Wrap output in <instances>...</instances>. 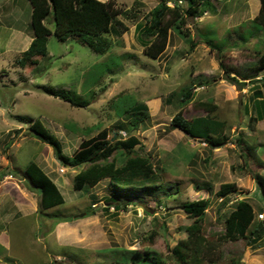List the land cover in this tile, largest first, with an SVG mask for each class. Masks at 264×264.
Here are the masks:
<instances>
[{
	"label": "rangeland",
	"instance_id": "1",
	"mask_svg": "<svg viewBox=\"0 0 264 264\" xmlns=\"http://www.w3.org/2000/svg\"><path fill=\"white\" fill-rule=\"evenodd\" d=\"M113 1L126 11L118 19L127 31L108 36L111 46L102 55L74 37L60 42L51 35L44 58L35 66L15 67L32 38L29 2L11 3V18L4 15L0 23V264H175L170 250L195 233L213 247L202 264H264V235L254 243L222 238L224 220L237 201L249 202L257 220L264 215V195L246 171L264 175V110L262 117L254 112V107H264V87L255 77L238 78L246 82L239 90L224 72L232 70V77L234 71H248L256 51L264 52V30L243 17L252 10L250 0L203 1L205 13L185 24L194 47L171 31L157 60L142 54L135 27L145 24L159 0ZM168 1L171 6L173 0ZM205 38L222 52L210 50ZM192 86L194 98L182 109L184 118L205 115L199 103L212 100L215 117L226 125L216 139L227 138L225 142L206 145L169 126L179 111L176 96ZM45 90L88 103L77 107ZM256 90L261 102L252 100ZM172 93L170 103L164 104ZM134 102L146 104L150 117L136 130L122 114ZM35 122L59 140L67 156L81 140L103 130L109 139L114 133L122 140L137 137L140 147L134 156L149 159L159 176L155 187L148 186L154 190L125 188L116 193L104 180L87 192L74 191L73 177L85 166L59 163L52 148L32 135L38 132ZM89 127L94 131L87 134L84 129ZM238 137L255 148L254 159L242 156L245 146L236 145ZM244 161L247 168L242 170ZM30 162L57 186L62 205L47 210L40 206L25 174ZM224 184H234L236 190L220 201L216 193ZM202 198L210 201L204 216L188 219L182 205ZM90 209L93 215L84 217ZM55 217L68 220L55 224Z\"/></svg>",
	"mask_w": 264,
	"mask_h": 264
},
{
	"label": "trees",
	"instance_id": "2",
	"mask_svg": "<svg viewBox=\"0 0 264 264\" xmlns=\"http://www.w3.org/2000/svg\"><path fill=\"white\" fill-rule=\"evenodd\" d=\"M27 1L31 7L28 27L32 31V39L28 48L16 57L14 61L15 67L35 66L40 58H44L47 55V38L51 35H54L60 42H66L69 38L74 37L86 45L92 53L102 55L108 52L111 46L108 36L119 37L127 31L125 24L118 19V16H126V11L118 8L113 0L106 2L100 0ZM182 1H184L185 5H182ZM203 1L208 4L207 0H173L172 5L168 6V0H159L158 4L148 13V19L145 24L135 27L137 40L142 46V54L149 59L157 60L167 48L171 31L188 41L189 46L193 48L194 43L189 39V31L185 28V24L188 18H199L205 13V6L202 5ZM259 1L260 9L258 15L251 21V24L264 30V0ZM50 25H52V28H49ZM240 39L243 42L247 41V39L242 37ZM203 42L210 50H216L217 53H221L223 50L208 38H205ZM256 54V60L247 67L248 71H234V75L231 77L230 72L232 70L223 67L226 79L239 90L246 82H240L238 78L248 80L264 70V52L256 51ZM259 82L264 87V77ZM193 89L194 86L186 88L179 92V97L176 96V107L179 108V111L172 117L169 126L172 129L180 130L190 138L200 139L206 145H217L225 142L227 139L225 135L223 137L226 139L221 141L216 139L218 134L224 132L226 125L225 122L219 121L215 117L217 106L213 105L211 101L207 100L199 103V107L204 111L205 115L190 120L184 118L182 109L193 101ZM45 92L77 107L88 103L86 101L73 102L60 91L45 90ZM260 95L261 92L256 90L252 100L254 102L258 101ZM172 96H174V93L170 94L163 103H170ZM118 99L120 98L118 97ZM259 102L261 101L259 100ZM258 103L256 104L257 106L260 105ZM115 104L117 105V102ZM116 105V110H119ZM127 107L122 114L129 118L130 126L134 130L138 129L144 120L150 118L145 104L134 102ZM262 110H264L263 106L261 108L254 107V111L260 117H262ZM252 120L255 121L257 119L252 118ZM34 125L35 128L38 127L39 132H37L35 138L52 148L53 155L59 163L71 168L85 166L73 177L72 189L74 191L87 192L104 180L108 181L110 187L116 193L124 191L125 188H128L127 190H154L148 186L156 184L159 176L150 164L149 159L134 156L135 148L137 146L140 147V141L137 137L129 136L122 140L116 137L117 134L114 133L115 137L113 136L109 139L107 133L103 130L94 137L81 140L73 154L67 156L63 153L61 143L55 136L42 132L43 129L39 122H35ZM84 131L89 134L94 130L93 127H89L84 129ZM235 142L238 146L241 144L245 146L243 157L253 158L251 150L254 147H249L240 137ZM244 168H247L245 161L242 165V170H245ZM246 171L252 176L255 184L264 195V175L252 173L250 170ZM25 174L31 185L38 192L40 206L44 210L63 204V197L57 186L34 162L27 164ZM152 186L155 187V185ZM235 190L234 184H224L216 194L222 201L223 197ZM110 202L114 205V208L120 207L118 203ZM209 205V199L202 198L184 203L181 208L188 219L197 220L204 216ZM92 215L93 210L90 209V211L85 213L84 217ZM55 218V224L68 220L67 218ZM70 218L72 219V217ZM255 220L257 219L253 206L245 200L237 201L234 209L229 212L224 220L225 231L222 236L223 240L238 241L245 239L251 243L258 241L264 235V221L257 220L255 223ZM212 248L204 237L199 233H195L188 240L177 243L170 250V256L175 264H202ZM134 254L137 256V253ZM144 256L147 258L148 254ZM152 262H155V258L152 259ZM232 264L241 263L232 261Z\"/></svg>",
	"mask_w": 264,
	"mask_h": 264
},
{
	"label": "crops",
	"instance_id": "3",
	"mask_svg": "<svg viewBox=\"0 0 264 264\" xmlns=\"http://www.w3.org/2000/svg\"><path fill=\"white\" fill-rule=\"evenodd\" d=\"M15 1H17V0H0V23H3V17H4V15H5V17H6V19H9V18H11V16H12V14H11V11H10V9H11V7H12V5H11V3H13V5H14V2ZM8 2V3H7ZM245 2H247V1H245ZM250 4L252 5V10L250 11V13L247 15V14H245V15H243V17L246 19L248 16H249V18H251L250 19V21H249V23L251 24V21L258 15V12H259V9H260V1L259 0H250ZM19 3V2H18ZM6 23H7V20L4 22V24L6 25ZM9 23H11V21H9ZM246 23V21H242V22H240L239 23V26H244V24ZM32 39V38H31ZM31 39L29 40V42L27 43V46H26V48H28V46H29V44H30V42H31ZM240 39V38H239ZM169 40H170V37H169ZM241 40V39H240ZM242 41V40H241ZM243 42V41H242ZM168 46V45H167ZM25 48V49H26ZM3 52V51H2ZM3 54V53H2ZM264 72V70L262 71V72H260L257 76H255V78L256 79H261L262 77H264V75H262L261 73H263ZM261 74V75H260ZM242 80V79H241ZM254 95H255V93H254ZM254 95H253V97H254ZM261 99H262V97L260 96L259 98H258V100H260L261 101ZM208 101H211L212 102V100H210V99H207ZM207 100H205V101H207ZM192 103V102H191ZM212 104L213 105H215L213 102H212ZM146 105V104H145ZM147 106V105H146ZM217 106V105H216ZM147 108H148V106H147ZM149 111V110H148ZM204 112V111H203ZM252 112V111H251ZM255 112V111H254ZM253 112V113H254ZM196 118V117H195ZM219 120V119H218ZM219 121H221V120H219ZM259 121V120H258ZM223 122V121H222ZM260 122V121H259ZM191 139H195V138H191ZM195 140H197V139H195Z\"/></svg>",
	"mask_w": 264,
	"mask_h": 264
},
{
	"label": "built area",
	"instance_id": "4",
	"mask_svg": "<svg viewBox=\"0 0 264 264\" xmlns=\"http://www.w3.org/2000/svg\"><path fill=\"white\" fill-rule=\"evenodd\" d=\"M258 218H259L258 220H262L264 218V215L263 214H259Z\"/></svg>",
	"mask_w": 264,
	"mask_h": 264
},
{
	"label": "water",
	"instance_id": "5",
	"mask_svg": "<svg viewBox=\"0 0 264 264\" xmlns=\"http://www.w3.org/2000/svg\"><path fill=\"white\" fill-rule=\"evenodd\" d=\"M32 135H36V133L35 132H32Z\"/></svg>",
	"mask_w": 264,
	"mask_h": 264
}]
</instances>
